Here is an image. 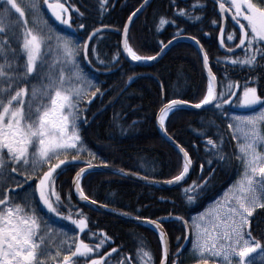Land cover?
Masks as SVG:
<instances>
[{
    "label": "snow or ice",
    "instance_id": "snow-or-ice-1",
    "mask_svg": "<svg viewBox=\"0 0 264 264\" xmlns=\"http://www.w3.org/2000/svg\"><path fill=\"white\" fill-rule=\"evenodd\" d=\"M3 2L9 7L4 15H0V60L3 61L0 63V185L7 186L9 181L15 182L13 174H19L23 177V183L16 182V188L24 192V195L21 196L19 193L9 195L8 190L0 192V264H75L79 258H86L94 251H98L110 237L105 235L94 247L78 236L68 237L67 232L52 227L41 213L40 205L47 213L71 220L81 233L87 228V220L83 213H80L81 218L78 220L72 219L71 215L62 216L57 207L61 203V196L55 190V183L60 175L58 169L79 160V155L69 159L66 154L70 150L77 153L86 151L80 134L81 124L87 122L82 115L86 109H81L80 105L88 95V89L95 87L93 98L103 95L78 63L81 54L87 57L89 41L98 37L101 29H95L83 46L71 36L56 34L53 48L50 46L52 37L45 39L43 29L47 28L49 32L55 30L50 28L47 20L43 21L41 27L35 15L42 16V8L47 5L52 16L60 24L71 28L73 22L65 17L68 9L64 4L59 3V0L56 3H50L49 0H26L25 7L34 14L32 20L36 29L34 30V27H29L25 10L17 0ZM103 2L106 3V0ZM227 2L229 4L227 9L224 2L219 3L220 12L223 14L234 9L231 19L239 27L225 37V28L221 25L219 43L224 46L225 39L232 42L238 40L235 48L243 49L245 55L243 59L225 58L224 63H230L232 67H248L253 70L259 66L257 57L264 60V7L253 3V0ZM172 3L174 4L175 0H172ZM191 7L202 9L204 5L197 3ZM11 10L18 14L15 23L12 22ZM140 10L133 12L128 21L132 22ZM76 11L79 12L78 9ZM177 15L187 16L188 19L196 21L202 19L189 15L183 9L178 10ZM168 23L173 21L161 17L158 30ZM212 24L216 25L217 21L213 20ZM77 28L84 29L85 25L78 24ZM123 32V50L132 61L156 59V56L138 55L133 50L128 39V24L124 25ZM192 39L199 45L195 37ZM13 42L18 48L12 47ZM171 43L170 40L168 44ZM167 46L161 42L162 49ZM200 50L203 52V66L207 70L208 84L206 94L194 105L195 108L214 105L222 115L227 116L224 105L232 103V97H237L238 107L251 108L254 105H261V109L252 115L228 117L233 121L228 125L234 129L233 139H238L239 154L236 158L244 169L242 179L237 182L232 194L225 200L218 201L214 211L208 212L207 215L201 213L198 218H192L191 225L183 217L176 219H179L186 229L192 231L190 256L197 260V264H209V260L216 259H219L220 264H233L234 261L236 264H246L249 254L255 253L257 249L264 251V244L252 237L250 231V218L253 212L256 208L264 209V98L257 93L256 87L248 86L249 80H245L243 85L229 80L226 85L227 91L217 93L215 86L217 77L209 65V56L202 46ZM91 51L96 55L95 48H91ZM228 52L233 53L234 49L229 47ZM96 59L102 64L105 63L100 60L99 55H96ZM112 61L118 62V55L113 56L110 62ZM220 62L217 59V63ZM34 79L40 81L39 86L31 83ZM241 87L242 94L237 96L233 89ZM91 102L92 100H88L89 104ZM186 104L188 101L182 99L169 100L160 109L158 116L161 129L166 131L165 121L169 113ZM223 144V138H220L218 144L212 139L206 141L209 154L214 155L218 161L227 162L229 157L223 154ZM179 151L183 154L182 168L179 174L167 181L169 184L180 183L190 170L189 153L183 148H179ZM61 154H65L63 159L60 158ZM88 154L93 156L91 152ZM208 163L211 164L212 161ZM92 168L93 164L88 161L87 167L80 168L73 179L75 192L84 201H88L89 196L85 194L81 180ZM29 169L32 174H28ZM201 170L203 171V166ZM34 176V186L29 193L24 189V184L33 181ZM207 184L206 179L200 185L194 181L191 187L185 189L188 202H194L195 197L199 196ZM17 199L21 202L17 203ZM91 203L95 204L96 201L92 200ZM145 222L152 224L159 232L163 252L160 264H181L179 259L183 255L181 248L175 253L176 259L169 260V246L162 224L154 220ZM54 236L57 237L56 240H53ZM65 248L69 251L68 255H62ZM116 251L115 248L112 249V252ZM136 255L139 264H153L152 254L144 251L143 247L137 249ZM130 260L131 257H126L117 264H129ZM91 264H107V261L101 256L100 259H92Z\"/></svg>",
    "mask_w": 264,
    "mask_h": 264
},
{
    "label": "trees",
    "instance_id": "trees-1",
    "mask_svg": "<svg viewBox=\"0 0 264 264\" xmlns=\"http://www.w3.org/2000/svg\"><path fill=\"white\" fill-rule=\"evenodd\" d=\"M143 1L106 0L104 3L103 0H59V3L68 7L69 18L73 22L68 31L76 37L79 45L83 46L91 31L98 27L109 26L114 30L104 31L95 37L88 52L91 64L98 70L108 71L107 73L91 70L85 64L83 54L79 56L84 71L92 77L95 86L103 95L93 98L95 87L88 90V95L80 105L81 109H86L82 115L87 122L80 127L86 151L77 153L70 150L66 154L69 159L79 155V160L62 166L55 183V190L61 196V203L57 207L62 216L71 215L72 219L78 220L81 218L80 213H83L87 228L81 233L71 220L61 219L53 214L52 217L72 227L76 232L75 237L78 236L93 247L107 235L110 239L100 249L115 248L117 251L113 252L114 256L131 257L129 264H139L136 252L140 247L152 254L153 264H160L162 245L154 229L79 203L71 191L74 174L87 165L88 161L162 181L171 180L182 168V154L159 135L155 120L160 108L171 99L198 103L206 94L208 76L200 55L189 41L174 43L158 62L151 65L131 63L123 57V27L130 14ZM216 1L218 0H175L173 4L172 0H152L133 22L128 32L129 44L138 55L155 56L162 48L161 42L165 45L174 36L177 37V33L178 36L195 37L209 56L210 66L217 77L218 93L227 91L229 80L241 85L249 80L248 86L256 87L257 93L264 98V60L257 57L259 66L253 70L224 63L225 58L243 59L245 52L242 49L236 54H225L219 50L217 37L221 19ZM260 1L264 3V0ZM222 2L228 5L225 0ZM197 3L204 7L193 9L191 6ZM180 9L202 19L196 21L188 19L187 16H179L177 12ZM48 15L56 23L49 13ZM161 17L173 23L165 24L158 30ZM213 20L217 21L216 25L212 24ZM81 23L85 25L84 29L77 28ZM235 29L237 28L228 22L225 37ZM225 43L228 47H234L238 40L232 42L225 39ZM91 48L97 50L96 55L105 63L102 64L96 59ZM117 55L118 62H110ZM217 59L221 62L217 63ZM139 73H151L157 77L164 93L153 76H141L133 81L130 79ZM233 91L239 96L242 94V87L234 88ZM88 100L92 102L89 104ZM236 101L237 97H232V103L224 105L227 116L211 105L201 110L179 107L166 119L167 133L189 153L192 161L191 176L180 187L155 188L113 173L94 170L86 173L81 180L85 194L98 203L130 216L157 220L172 214L182 216L189 222L194 215L220 196L240 173L241 163L236 158L239 154L238 139H233L234 129L228 127L229 123H233L228 117L240 111ZM220 138L224 141L223 154L229 157L227 162L215 159L206 147L208 139L218 144ZM89 152L93 156H89ZM64 155L61 154L60 158L63 159ZM208 161L212 163L209 164ZM204 179L208 180L207 187L195 197L194 202L189 203L184 190L191 187L194 181L198 185L202 184ZM31 182L34 184L35 178ZM162 225L168 235L170 250L176 252L185 237L183 226L173 220L162 222ZM250 231L256 240L264 244V209L256 208L253 212ZM100 249L86 258H79L75 264H85L97 258ZM123 260L117 259L116 262Z\"/></svg>",
    "mask_w": 264,
    "mask_h": 264
},
{
    "label": "water",
    "instance_id": "water-1",
    "mask_svg": "<svg viewBox=\"0 0 264 264\" xmlns=\"http://www.w3.org/2000/svg\"><path fill=\"white\" fill-rule=\"evenodd\" d=\"M152 0H147V2H145V0L140 4V6L138 8H136L133 12H135L137 9H141L137 15L135 17H133V20L132 22H129L128 21V18L125 22V24H128V32L133 24V22L135 21V19L139 16V14H141L147 7L148 5L151 3ZM218 3V6H219V3L220 1H216ZM225 7L226 9L229 7L228 5L225 4ZM132 12V13H133ZM131 13V14H132ZM130 14V15H131ZM233 14V11L232 12H228L226 11L225 13L221 14L220 12V8L218 7V15L221 19V25H223V27L225 28V33H226V28H227V24L228 22H231L237 29H238V25H236L234 23V21H232L231 19V16ZM96 29H101L100 33L104 32V31H112L114 30V28L112 27H109V26H101V27H98ZM124 29V27H123ZM95 30V29H94ZM93 30V31H94ZM91 31V33L93 32ZM90 33V34H91ZM224 33V35H225ZM89 34V35H90ZM88 35V36H89ZM123 40H124V32L122 30V35H121V52H122V55L123 57L128 61V62H131V63H135V64H139V65H151V64H154L156 62H158L163 56L164 54L166 53V51L170 48L171 45H173L174 43L178 42V41H189L191 42L198 54L200 55V58H201V61H202V64H203V52H201L200 50V46L201 43L199 42V45H197V43L192 39V37H188V36H177L175 39H171L172 43L171 44H168V42L165 44V45H168L166 48H161L160 51L158 52L159 55H155L156 56V59L155 60H144V61H132L131 60V57L127 55V53L123 50ZM197 40V39H196ZM219 40H220V30H219V33H218V37H217V44H218V48L221 52L225 53V54H236L238 53L239 51H241L242 49H238V48H235L234 47H231L234 49V52L233 53H229L228 52V46L225 45L224 46H221L220 43H219ZM85 41H88V37L86 38ZM92 40L89 41V46L91 44ZM203 47V46H202ZM204 50V48H203ZM204 52H206L204 50ZM83 58H84V62L85 64L93 71L95 72H101V73H107L108 71H101V70H98L97 68H95L91 63H89V56L87 55V57L85 58L84 55H83ZM210 65V63H209ZM204 67V66H203ZM205 69V68H204ZM206 73H207V70L205 69ZM213 71V70H212ZM141 76H153L155 77L153 74L151 73H139V74H135L132 76L131 80L133 81L134 79L138 78V77H141ZM155 79L159 82L160 84V87H161V90L162 92L164 93V89L162 87V84L161 82L159 81V79L157 77H155ZM215 86L217 88V93H218V82L216 80L215 82ZM165 105V104H164ZM163 105V106H164ZM194 103H190L188 102V104L186 105H183V106H180V107H188V108H192V109H195V110H201L203 108H206L208 106H203L202 108L200 109H197L194 107ZM162 106V107H163ZM211 106V105H209ZM161 107V108H162ZM160 108V109H161ZM159 113H160V110L158 111V114H157V117H156V120H155V124H156V127H157V130H158V133L159 135L167 142L169 143L171 146H173L175 149H177L179 151V148H183L180 144H178V142H176L168 133L167 131L161 129L160 125H159V122H158V116H159ZM94 116H92L93 118ZM92 118L90 119V121L92 120ZM184 149V148H183ZM185 150V149H184ZM180 152V151H179ZM181 153V152H180ZM182 154V153H181ZM183 156V154H182ZM87 165L83 166L82 168H86ZM80 170V169H79ZM78 170V171H79ZM94 170H100V171H104V172H109V173H113V174H116V175H119V176H122V177H125V178H128V179H131V180H134V181H137V182H140V183H143V184H147V185H151V186H154L155 188H161V189H169V188H177V187H180L181 185H183L184 183H186L188 181V179L190 178L191 176V173H192V161H191V166H190V170H189V173L187 174V176L185 177V179L183 181H181L180 183H173V184H169L167 183V181H162V180H157V179H154V178H150V177H147V176H143L141 174H138V173H135V172H131V171H127V170H124V169H121V168H118V167H114V166H108V165H97V164H93V168L88 170V172L90 171H94ZM77 171V172H78ZM87 172V173H88ZM75 175L76 173L74 174L73 178H72V182H71V191H72V195L74 197V199L79 202V203H83L85 205H88L92 208H94L95 210L99 211V212H102V213H105V214H108V215H112L114 217H117V218H121V219H124V220H127V221H131V222H134V223H138V224H142V225H145V226H149L151 227L152 229H154L158 235H159V232L158 230L155 229V227L150 224V223H146L145 221L146 220H150V219H145V218H139L137 219V217H134V216H130V215H127V214H124L122 212H120L119 210L117 209H114L110 206H107V205H104V204H101V203H98L96 202L95 204L91 203L92 199L89 198L88 201H84V200H81L80 197L78 196V194L75 192V188H74V185H73V179L75 178ZM177 217H182V216H179V215H167V216H163V217H160L158 218L157 220H154V221H158L162 224V222H165V221H170V220H173V221H177L179 223H181V225L183 226L184 228V232H185V237H184V240H183V243L182 245L180 246L182 252L188 248V246L190 245L191 243V240H192V234H191V230L190 229H186L185 228V225L179 220V219H176ZM162 218H167V219H162ZM184 218V217H183ZM184 220H186L184 218ZM162 228L163 230L166 232V230L164 229L163 225H162ZM166 239L168 241V246H169V239H168V235L166 233Z\"/></svg>",
    "mask_w": 264,
    "mask_h": 264
},
{
    "label": "rangeland",
    "instance_id": "rangeland-1",
    "mask_svg": "<svg viewBox=\"0 0 264 264\" xmlns=\"http://www.w3.org/2000/svg\"><path fill=\"white\" fill-rule=\"evenodd\" d=\"M222 1L223 0H220V2H222ZM49 2L50 3H56V2H52V0H49ZM225 2H227V0H225ZM17 3H19L21 5V7L24 8V10H25V18L29 20V27H34L33 24H32V20H33L34 14L25 7L26 0H17ZM253 3H256L258 6L264 7V3H261L260 0H253ZM64 6H65V8L68 9V7L66 5H64ZM8 7L9 6H7L3 2V0H0V15H4L5 12H6V9ZM232 11L234 12V9ZM42 12H43L42 16L39 15V14L35 15V19L37 21H39L40 26L43 27V21L47 20L48 21V25L50 26V28L55 30L54 32H49L47 28L43 29V35H44L45 39H47L49 36L52 37V43H51L50 46H52L53 48L55 47V35L56 34L71 36L73 38V40H75L79 44V41L76 39V37L70 31H68V29H70V28L65 27L64 25L60 24V22L57 21L54 16H52L50 10L47 8V5L43 6ZM48 13L52 16L53 20L56 23L52 22V20L49 18ZM64 15H65L66 18H69V10ZM11 17H12V22L15 23L16 18L18 17V14L15 13V10H11ZM34 30H36L35 27H34ZM21 43H22V41H21ZM12 47L13 48H18V45L15 42H13L12 43ZM46 50H47V48H45V51ZM25 59H26V57H25ZM49 59H51V57H49ZM2 62L3 61L0 60V63H2ZM78 63L80 64V67L83 69V72L88 76L89 79H91L92 77L87 72L84 71V68H83L79 58H78ZM31 83L39 86L40 81L38 79H34V80L31 81ZM250 87H253V86H250ZM254 107H257V108L251 110V108H254ZM251 108H241V107H239L240 111L233 113L232 116L233 115H252V114L260 111L261 105H254ZM239 142H242V141H239ZM53 162H56V161H53ZM46 169H47V166H45L44 170H46ZM60 170L61 169H58L57 171L59 172ZM21 171H24V169H21ZM243 172H244V169H243V166L241 164L240 173H239L238 177H236V179L232 182V184L227 189H225L220 196H218L215 200L210 202L206 208H204L201 212H199L196 215H194L192 218H198L201 213H205L207 215L208 212L214 211L216 209V207H217V202L218 201H223V200H225L227 198V196H230L232 194V191L234 190L235 186L237 185V182L242 179ZM28 174H32L31 169L28 170ZM13 175L15 177V182L9 181V184L7 186L0 185V192H2L4 190H8L9 195H13L14 193H19L21 196H23L24 192H21L20 189L16 188V182L23 183V177L20 176L19 174H13ZM34 178H35V176H34ZM33 186H34V184L31 181H29L27 184H24V189L27 190V192L30 193L31 192V188ZM53 200H55L54 197H53ZM16 202L20 203L21 201L19 199H17ZM37 203H38V201H37ZM40 209H41V213L44 215L45 219L49 220V222L51 223V225H52V227L54 229H58V230L62 229L63 231L67 232L68 237H75V233L76 232H75V230L72 227L66 225L61 220L52 217V214L47 213V210L44 209L42 205H40ZM192 218L189 221V225H191L193 223ZM191 234H192V231H191ZM56 239H57V237L54 236L53 240H56ZM60 239H66V238L65 237H60ZM192 239H193V234H192ZM191 244H192V240H191L190 245L187 248L186 256H185V259H184V263L185 264H197V260L191 258V256H190ZM73 250H74V248H73ZM52 251H53V254H54L55 253V248H53ZM68 254H69V251L67 250V248H65V250L62 252V255H68ZM255 262H260V263L264 262V251H261L260 249H257V251L255 253L249 254V257L246 258V264H253ZM88 263H91V260ZM209 263L220 264V261H219V259L209 260ZM233 264H236V262L234 261Z\"/></svg>",
    "mask_w": 264,
    "mask_h": 264
},
{
    "label": "flooded vegetation",
    "instance_id": "flooded-vegetation-1",
    "mask_svg": "<svg viewBox=\"0 0 264 264\" xmlns=\"http://www.w3.org/2000/svg\"><path fill=\"white\" fill-rule=\"evenodd\" d=\"M252 109V108H251ZM169 252H170V255H169V260H172V259H176V256H175V253L177 252H173L170 250V247H169ZM186 252H187V249H185L182 253L183 255L179 258L180 261H181V264H185L184 263V259H185V256H186ZM99 256L95 259H100L101 256L104 257L105 261H107V264H117L116 260L117 259H125L127 256H114L113 252H112V249H108V250H101L98 252ZM106 254H110V255H106ZM162 255H163V252H162ZM162 258V257H161ZM85 264H91V263H85ZM134 264V263H132ZM209 264H214V263H209Z\"/></svg>",
    "mask_w": 264,
    "mask_h": 264
},
{
    "label": "bare ground",
    "instance_id": "bare-ground-1",
    "mask_svg": "<svg viewBox=\"0 0 264 264\" xmlns=\"http://www.w3.org/2000/svg\"><path fill=\"white\" fill-rule=\"evenodd\" d=\"M171 113H172V112H170L169 115H170ZM169 115H168V116H169Z\"/></svg>",
    "mask_w": 264,
    "mask_h": 264
}]
</instances>
